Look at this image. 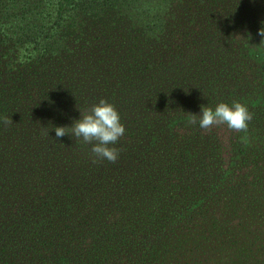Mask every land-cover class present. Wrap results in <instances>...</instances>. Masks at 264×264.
Returning <instances> with one entry per match:
<instances>
[{
	"label": "rangeland",
	"instance_id": "1",
	"mask_svg": "<svg viewBox=\"0 0 264 264\" xmlns=\"http://www.w3.org/2000/svg\"><path fill=\"white\" fill-rule=\"evenodd\" d=\"M47 1L0 0V103L22 87L20 71L39 89L26 114L0 124V187L31 168L42 185L126 194L127 218L86 231L93 248L79 250L78 264H95L88 256L102 245L112 257L100 264H264V0H108L85 5L74 25L65 8L34 35L27 23L43 24ZM3 29L16 30L14 43ZM101 99L125 134L110 145L117 161L98 170L92 144L54 128L71 127ZM234 101L253 114L246 131L190 123L201 106ZM162 209L172 219L145 238L142 220Z\"/></svg>",
	"mask_w": 264,
	"mask_h": 264
},
{
	"label": "trees",
	"instance_id": "2",
	"mask_svg": "<svg viewBox=\"0 0 264 264\" xmlns=\"http://www.w3.org/2000/svg\"><path fill=\"white\" fill-rule=\"evenodd\" d=\"M108 0H49L43 3L42 20L33 19L30 30L36 29L37 34L43 30L45 24H49L55 16L61 17L63 10L69 8L74 12L71 25L78 22L77 19L82 17L81 12L84 11L85 5H95L99 3H107ZM52 3V4H50ZM86 10L92 13L89 16H98L99 11L92 8ZM95 10V11H94ZM94 11V12H93ZM19 20H25V9H20L16 15ZM58 18V19H59ZM4 21L2 25L6 26ZM7 40L11 41L8 45L15 42V35L10 33L16 30L3 29ZM27 70V69H26ZM11 80V79H8ZM38 80L26 71H20L15 83L22 84V87L16 93L8 90L10 94H6V99L13 102L10 109L7 108L9 101L0 103V124L7 116H17L26 114L28 104H32V98L38 94V88L35 87ZM9 85V83H8ZM31 100V101H30ZM14 108L15 109L14 111ZM51 153L47 158L51 163L54 158ZM93 162V161H92ZM108 162V163H107ZM112 165L107 160H98L95 168L101 170V166ZM24 173V171H23ZM15 173H12L14 175ZM34 171L28 168L26 174L21 175V183L14 182L11 179H3L1 177L2 186L0 187V226L10 225V228H0V264H78L83 258L79 250H89V245L85 243V232L91 234L96 230L95 225L100 221L110 222L117 219H126L129 215L128 207H125V195L121 192H110L109 186L84 188L83 183L78 181L79 188L73 190L70 186L67 188L63 185L57 186L55 182L42 185L43 179L38 176L33 181ZM78 180V179H77ZM72 179H68V183H72ZM119 194V195H118ZM172 219L170 211L165 209L157 213L147 221V230L143 231V236L149 238L158 233L156 229L167 225ZM4 223V224H3ZM19 240V243L13 242ZM149 245H143L142 254L145 257L147 248L156 243V240H150ZM150 246V247H148ZM108 247L103 245L99 249H94L88 256V261L100 264L101 258L106 260L112 257L108 252ZM64 251L66 253L64 254ZM70 254V255H69Z\"/></svg>",
	"mask_w": 264,
	"mask_h": 264
},
{
	"label": "clouds",
	"instance_id": "3",
	"mask_svg": "<svg viewBox=\"0 0 264 264\" xmlns=\"http://www.w3.org/2000/svg\"><path fill=\"white\" fill-rule=\"evenodd\" d=\"M258 35L262 37L261 42L264 41V27L259 29ZM80 115L81 118L75 120L71 127H55L56 137L70 135L77 140L82 139L84 143L92 144L93 163L98 160L115 163L119 158V151L110 145L116 144L125 134V127L120 121V115L115 106L101 99L89 111H80ZM196 116L192 114L190 123L198 124L201 129L209 130L214 125L226 124L229 129L236 132L246 131L248 123L253 119V114L248 108L236 101L231 106L221 102L214 110L201 106L199 120ZM12 122L11 119H4L6 125Z\"/></svg>",
	"mask_w": 264,
	"mask_h": 264
}]
</instances>
